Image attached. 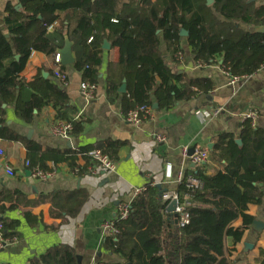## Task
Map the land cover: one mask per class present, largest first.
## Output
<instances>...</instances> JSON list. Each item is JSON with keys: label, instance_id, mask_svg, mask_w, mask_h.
<instances>
[{"label": "trees", "instance_id": "1", "mask_svg": "<svg viewBox=\"0 0 264 264\" xmlns=\"http://www.w3.org/2000/svg\"><path fill=\"white\" fill-rule=\"evenodd\" d=\"M22 10L8 7L7 37L0 29V138L23 142L29 153L40 146L27 140L6 124L4 105H14L16 114L31 123L35 110L52 106L56 117L71 122L72 135L83 130L84 120L76 118V109L66 92L57 84L37 77L27 83L24 71L33 51L57 52L65 37L74 42L77 56L75 69L82 72L83 81L97 84L102 61L103 44L110 40L118 49L120 77L127 79L123 104L128 110L140 105L169 108L176 102L196 96L198 91L212 88L209 80L190 78L173 70L160 50L162 38L172 57L182 51L181 31L197 62L221 66L230 77H244L264 66V6L248 0H20ZM53 25L50 32L49 27ZM248 25L251 29L243 28ZM90 38L92 40L90 41ZM65 66H61L63 71ZM41 81V87L36 83ZM210 82L209 85H206ZM122 81L109 76L106 90L109 97L119 96ZM33 91L23 99L22 89ZM198 89V90H195ZM237 139H241L239 144ZM105 152L107 148L102 144ZM92 148L69 149L65 159L74 166L75 155ZM32 165L38 162L32 161ZM211 163L221 168L207 173ZM197 178L200 188H190L188 179ZM166 190L148 185L134 198L126 219H117L116 236H107L104 247L121 257L120 262L105 264H233L236 250L255 216L249 210L260 205L264 197V127L246 119L238 136L223 133L214 140L209 161L196 165L180 182L178 198L188 215V222L175 225V214L167 211ZM6 192L0 198H13ZM64 196V192L55 194ZM72 195H67L66 199ZM52 214L69 221L80 206H53ZM2 210L4 208H1ZM2 210L1 213L2 214ZM65 211L66 215H62ZM1 218V216H0ZM180 218V215H179ZM8 229L13 222L0 219ZM241 220L240 225H236ZM9 226V227H8ZM60 224H53L57 228ZM12 228V227H11ZM6 236L9 233H5ZM229 239L232 246H229ZM264 264V248L256 257ZM75 249L68 244L48 248L34 256L29 264H79Z\"/></svg>", "mask_w": 264, "mask_h": 264}, {"label": "crops", "instance_id": "2", "mask_svg": "<svg viewBox=\"0 0 264 264\" xmlns=\"http://www.w3.org/2000/svg\"><path fill=\"white\" fill-rule=\"evenodd\" d=\"M248 2L264 6V0ZM9 6L20 11L22 4L20 0H0V29L10 37L6 26ZM242 27L251 29L248 25ZM67 40L71 41L66 36L57 52ZM71 42L76 59L77 52ZM105 44L109 47L104 48ZM103 48L95 97L90 101L81 90L82 72L75 69L74 63L56 62L57 52L33 51L21 73L27 83L40 77L66 92L69 103L76 109L74 116L84 120L79 134L71 133L70 138L56 136L51 127L64 119L57 118L56 110L50 105L35 110L33 121L27 123L16 114L14 105L5 104L6 124L38 144L40 150L29 153L23 142L0 138V193L6 192L10 196L21 193L12 199L0 198V213L4 208L1 218L13 222L5 230L9 233L6 237L10 244L0 251V264H29L31 258L58 244L72 246L80 258L79 264L122 261L120 256L105 249L107 235L102 229L105 221L117 217L119 204L124 202L131 206L138 196L136 190L148 185H159L166 192H177L186 173L196 167L184 154L185 148L189 151L208 148L211 151L218 135L233 133L238 136L245 115L250 111H258L257 125L264 127V66L243 80L230 83L221 62L203 64L195 60L185 36L181 40L179 55L171 56L163 38L161 52L174 71L190 78L209 80L212 88L208 92L200 90L191 99L178 101L169 108H159L158 105L155 109L153 105L151 116L141 124H133L126 119L130 110L123 104L127 92L119 90V96L111 98L106 90L111 75L127 84V79H122L118 70V49L110 40H105ZM61 66H65L63 71ZM58 71L66 75V80L57 76ZM41 84L40 81L35 85L41 87ZM32 91L26 85L21 91L22 98L28 99ZM154 104L158 103L155 101ZM102 144L116 163L113 171L98 167L82 153L75 155V166L65 159L69 149L103 150ZM31 160L38 163L32 165ZM27 161L31 162L30 167H27ZM7 166L14 169L15 176L7 174ZM35 166L54 170L55 174L45 181L34 178L31 168ZM220 168V164L210 162L207 173L212 174ZM58 192L65 194L55 198ZM67 195L72 196L66 199ZM53 206H67L70 210L80 206V209L76 215L69 216L68 222L61 224L62 218L52 214ZM249 212L256 220L264 222V197L262 203L252 205ZM62 215L65 216L66 212L63 211ZM53 224L60 226L51 228ZM240 224L241 220L237 221L236 225ZM228 244L232 246L230 239ZM260 247L264 248V229L259 231L251 226L233 252V264H258L256 257Z\"/></svg>", "mask_w": 264, "mask_h": 264}, {"label": "built area", "instance_id": "3", "mask_svg": "<svg viewBox=\"0 0 264 264\" xmlns=\"http://www.w3.org/2000/svg\"><path fill=\"white\" fill-rule=\"evenodd\" d=\"M52 27L53 25H51L49 28H52ZM91 40L92 38H90V41ZM60 61H61V53L57 52L56 62H60ZM224 72L230 78V83H233V84L247 77V76L230 77L226 71ZM56 74L58 77H61L63 80H66V75L64 73L58 71ZM96 88H97V85L94 83H90L86 81H83L81 83V90L85 98L87 99V101H90L95 97ZM216 112L218 113L219 111H216ZM151 114H152L151 106L143 104V105L137 106L136 108L130 110L127 114L126 119L133 124H141L142 122L145 121V119L151 116ZM258 117H259L258 111L253 110L245 115V120L250 118L252 120V124L255 126L257 124ZM73 128L74 126L71 122L59 120L53 124V126L51 127V130L56 136H60L63 138H70ZM189 152L190 151L187 148H185L184 154L190 158V161L194 165H204L209 161L210 150L208 148L195 149L193 154L191 155L189 154ZM85 155L88 156L90 160L96 163L97 166L100 168H103L108 171H113L116 169L115 161L110 157L109 154H107L101 148L91 149ZM26 165L27 167H30L31 162L27 161ZM31 170H32V176L34 178L44 180V181L52 178L55 174L54 170L43 169L40 166H35L31 168ZM6 172L9 176H15L16 174L14 169L10 166L6 167ZM188 184L190 188H200L202 185L199 179L192 178V177L188 179ZM143 191L144 189L138 188L135 193L139 195L143 193ZM164 199L169 200L170 202L173 200H178V206H177L176 211L180 215L179 225L182 226L185 223H187L188 215L184 213V206L188 204V202L186 204H181L179 201L177 192H165ZM130 211H131V206L129 203L122 202L121 204H119L118 209H117V217L115 219L105 221L102 225V229L105 232V234L107 236H113V237L116 236L119 232L117 225H116V220L126 219L129 216ZM9 241L10 240L5 235L4 223L0 220V251L4 249L8 244H10ZM100 264H105V263H100Z\"/></svg>", "mask_w": 264, "mask_h": 264}, {"label": "water", "instance_id": "4", "mask_svg": "<svg viewBox=\"0 0 264 264\" xmlns=\"http://www.w3.org/2000/svg\"><path fill=\"white\" fill-rule=\"evenodd\" d=\"M249 1H252V0H249ZM213 3V0H208V4H212ZM255 31L257 32H264V26H259L255 29ZM188 35V32L186 30H182L181 31V36H187ZM7 37H9V35L7 34L6 35ZM73 44L71 41L67 40L64 47L60 50V53H61V63L64 64V65H70V64H73L75 62V58L73 56ZM109 46L107 44L104 45V48H108ZM120 91L122 93H126L127 92V84H126V81L123 82L121 88H120ZM5 107V105H4ZM155 109L158 108V104H154L153 106ZM237 142L240 144L242 142L241 139H237ZM210 148H212V145L209 146ZM194 148H192L189 152V154H193L194 152ZM158 187H160L158 185ZM177 206H178V200H173L170 202L168 208H167V211L170 212V213H173L175 214V219L174 220H171V223H174L175 225H179V213H177L176 209H177ZM252 227L255 228L256 230H259V231H262L264 229V222H261L259 220H254L253 224H252ZM79 261H80V258H79Z\"/></svg>", "mask_w": 264, "mask_h": 264}]
</instances>
